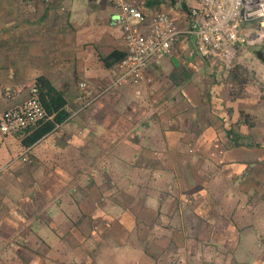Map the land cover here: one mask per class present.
Here are the masks:
<instances>
[{
	"label": "crops",
	"instance_id": "obj_1",
	"mask_svg": "<svg viewBox=\"0 0 264 264\" xmlns=\"http://www.w3.org/2000/svg\"><path fill=\"white\" fill-rule=\"evenodd\" d=\"M132 1L144 14L171 13L184 32L176 45L180 50L150 63L147 82L130 85V110L124 111L119 101L127 98L122 90L125 85L110 88L71 120L69 128L52 129L31 144L28 162L20 157L27 147L22 143L24 136L0 133L5 151L12 156L16 150L12 167L0 176V264H96L104 251L117 253L118 249L123 256L131 249L146 258L162 249L160 243L177 241L175 234L162 237L160 243L161 235L148 234L153 227L148 217L155 212L146 199L144 208L129 209V202L124 201L128 199L123 198L127 186L122 188L118 180H138L142 174L152 179L166 171L174 177L187 174L184 165L190 166L191 160L175 148L192 141L207 146L210 154L220 143L213 132L227 128L222 122L230 114L216 111L214 104L207 114L194 109L201 101L196 73L203 64L196 61V27L184 15L183 4ZM247 25L256 26L257 21ZM183 38L195 46L186 49ZM123 49L111 0H0V114L25 99L36 84L43 106L41 90L46 85L55 90L70 115L78 105V83L85 81L94 90L107 87L116 62L109 54ZM44 97L48 98L46 92ZM46 111L52 118L56 113ZM136 134L141 137L135 142ZM240 151L220 154L227 161H238L245 157ZM27 163L30 167L24 169ZM102 194L120 211L114 214L115 205L101 207ZM164 203L165 207L170 204L168 208L176 205L175 201ZM100 220L108 224L104 233ZM259 235H264L261 229H250L248 238L240 240L251 245L250 252L239 247L240 257L264 258V248L256 247ZM144 240L151 242L147 253Z\"/></svg>",
	"mask_w": 264,
	"mask_h": 264
},
{
	"label": "rangeland",
	"instance_id": "obj_2",
	"mask_svg": "<svg viewBox=\"0 0 264 264\" xmlns=\"http://www.w3.org/2000/svg\"><path fill=\"white\" fill-rule=\"evenodd\" d=\"M183 39L188 44L186 49L193 47L194 41ZM262 44L264 41L237 50L228 67L218 60L202 59L196 48L199 59L196 58V61L205 66L200 65L197 69L196 84L201 101L194 109L207 114L210 105L214 104L216 111L226 110L230 114L227 121L222 122L227 128L213 132L217 139L220 138V143L210 154L207 146L183 141V145L175 149L191 160L190 166L184 165L185 169L188 168L187 174L174 177L170 175L172 172L166 171L152 179L142 174L138 180H118L122 181V188L127 186L128 192L124 193L127 196L123 198L128 199L124 201L130 203L129 209L144 208L146 199L152 207L151 212H155L151 219L148 217L153 226L148 234L161 235L159 243L162 237L172 238L175 234L177 241L160 243L162 249L154 254L151 252L149 258L138 257L131 249H127L126 256L119 249L117 253L106 250L96 264H264V258L256 261L239 255V247L246 252L251 250L247 240L240 241L243 237L248 238L250 229H261L264 234V62L253 52ZM175 49L177 52L180 50L176 46ZM230 70L234 75H229ZM131 89L130 85L122 86L127 96L119 100L123 101L124 111L131 107ZM216 101L220 102L217 108ZM140 137V134L134 135V141ZM1 143L0 134V176L12 167V158L16 155V150L11 156ZM233 149L243 150L240 152L245 157L238 161H227L226 157H221L220 151L230 152ZM23 167L29 169L30 164ZM140 168L145 169V165L140 164ZM141 173L147 172L142 170ZM102 179L105 181V177ZM193 187L196 188L195 193L190 191ZM118 196V201L122 203L121 194ZM164 200L175 201V208H168L169 203L165 207ZM99 203L101 207L104 204L107 208L116 206L103 194ZM116 207L114 214L119 209ZM99 222L102 223L100 232L104 233L108 224L104 220ZM263 236L259 235L260 242L256 247L264 248ZM144 242L147 253L151 242ZM246 252L244 256H249Z\"/></svg>",
	"mask_w": 264,
	"mask_h": 264
},
{
	"label": "built area",
	"instance_id": "obj_3",
	"mask_svg": "<svg viewBox=\"0 0 264 264\" xmlns=\"http://www.w3.org/2000/svg\"><path fill=\"white\" fill-rule=\"evenodd\" d=\"M116 20L122 31L123 56L110 68L113 77L107 87L94 90L85 81L78 83L75 106L54 130L69 128L83 110L99 99L107 90L122 85L139 86L147 82L146 70L150 63L170 56L176 49L179 36L184 33L169 11L157 10L144 14L132 0H111ZM181 2L184 15L196 27L197 51L202 59L218 60L226 67L235 58L236 51L245 45L264 41V0H175ZM257 21L256 26L247 24ZM12 97L11 91L5 92ZM47 120H52L44 108L36 84L28 90L25 99L9 105L0 114V133L3 136L29 131ZM68 124V127H67ZM29 146L20 154L30 161Z\"/></svg>",
	"mask_w": 264,
	"mask_h": 264
},
{
	"label": "trees",
	"instance_id": "obj_4",
	"mask_svg": "<svg viewBox=\"0 0 264 264\" xmlns=\"http://www.w3.org/2000/svg\"><path fill=\"white\" fill-rule=\"evenodd\" d=\"M253 52L261 61L264 62V44L254 48ZM122 56L123 52L117 51H113L111 54H109V57H112L114 61H118ZM229 75H234L232 70L229 71ZM44 92L47 93L48 98L44 97ZM41 97L44 106L49 111V113L52 111H55L56 113L52 120H47L41 125L35 127L22 138V143L25 146H30L35 141L39 140L46 133L52 130L56 123L62 122L69 116V113L63 108L64 104L61 102L60 97L57 95L54 89L50 88V86H44V89L41 90Z\"/></svg>",
	"mask_w": 264,
	"mask_h": 264
}]
</instances>
